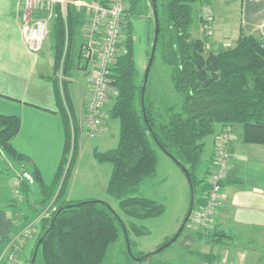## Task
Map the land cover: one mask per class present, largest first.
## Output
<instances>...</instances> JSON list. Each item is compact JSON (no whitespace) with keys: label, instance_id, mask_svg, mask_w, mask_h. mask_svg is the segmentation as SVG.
Wrapping results in <instances>:
<instances>
[{"label":"trees","instance_id":"1","mask_svg":"<svg viewBox=\"0 0 264 264\" xmlns=\"http://www.w3.org/2000/svg\"><path fill=\"white\" fill-rule=\"evenodd\" d=\"M97 1L107 3V0ZM201 1L157 0L160 32L156 49L162 45V59L173 69L175 90L184 96L180 108L169 107L163 115L154 102L148 103L145 93L143 109L130 20L120 45L121 54L111 67L114 93L110 97L109 113L110 119L119 123V143L116 148L106 151L95 149L94 156L100 163L112 164L108 194L118 199L121 210L135 221L154 218L163 212V206L156 200L133 195L157 172L159 160L155 145L183 172L184 169L189 171L194 186V205L197 206L206 202L211 188L212 169L198 174L207 138L215 135L218 127L222 130L231 127L236 139L240 134L245 143L264 145V37L241 33L233 47L217 51L213 47L212 51H206L211 35L204 31L203 39H195L190 31L193 5ZM137 3L138 0H129L128 14L133 13ZM81 10L76 5H69L66 22L58 13L53 24L55 73L61 71L64 77L71 78L74 68L85 61L81 48L80 51L75 48L74 41L84 23L85 10ZM59 81L57 75L55 94L65 125L66 143L53 184H45L32 159L14 147L13 139L21 129L19 117L0 115V150L19 166L29 168L28 173L34 177L43 201L55 198V210L43 220L35 244V247L39 244L37 258L40 257L41 264H103L111 244L121 233L127 236V225L107 202L63 200L77 160V138L81 127L73 114L70 82L62 79L61 89ZM0 176L12 177L4 171L1 162ZM31 188L27 180L22 182L20 189L26 202L32 195ZM52 220L54 225L49 229ZM131 226L138 236L146 234L135 222ZM209 230L204 231L209 234ZM12 238L11 234L1 242ZM203 257L213 262L206 255Z\"/></svg>","mask_w":264,"mask_h":264},{"label":"crops","instance_id":"2","mask_svg":"<svg viewBox=\"0 0 264 264\" xmlns=\"http://www.w3.org/2000/svg\"><path fill=\"white\" fill-rule=\"evenodd\" d=\"M240 1L238 36L232 40L229 38L230 33L220 36L224 27H228V23L224 26L221 24L215 29L220 33L221 39L212 38L207 45L216 46L214 48L234 46L241 33L264 37V0ZM143 3L146 5L147 1L143 0ZM55 11L59 13L58 5ZM199 11L200 28L196 29V37L192 35L195 39L204 38L201 7ZM49 14L45 8L29 9L26 0H0V115L17 116L21 119V129L13 139V145L20 153L32 159L40 170L44 183L51 186L66 143L65 125L55 94L57 74L53 24L57 17L49 21L48 35L43 48L37 53L30 50L23 31L26 21L47 18ZM82 76L87 81L79 92L80 99L76 101L72 86L76 84L79 88ZM69 82L73 114L81 126L91 90L90 67L85 61L84 69H77ZM221 130L218 127L217 133L207 138L203 160H209L210 170L216 137ZM118 143L119 123L116 120L107 121L95 137H90L82 129L79 131L77 160L64 201L104 199L95 192L74 195V190L78 188L86 191L89 185H99L100 182L108 185L113 166L98 162L94 151L113 149ZM90 147L93 159L89 160L88 165H84V153ZM230 149L232 160L223 181L222 203L216 210L210 227L215 233H220L225 241L224 244L220 242L213 245L217 249L215 255L218 253L222 257L226 256L230 264H257L264 260V145L245 143L238 134ZM9 181L10 179L0 176V249L3 244L1 240L13 233L15 225L13 210L8 207L11 197ZM189 239L190 235L187 240Z\"/></svg>","mask_w":264,"mask_h":264},{"label":"rangeland","instance_id":"3","mask_svg":"<svg viewBox=\"0 0 264 264\" xmlns=\"http://www.w3.org/2000/svg\"><path fill=\"white\" fill-rule=\"evenodd\" d=\"M80 1L90 2L92 0ZM146 1L147 3L145 5L143 0H138L137 7L133 13L130 15V13L128 14L127 12L123 24L124 33L122 37L124 38L127 23L130 20L133 27L135 60L138 72L137 80L140 85H142L144 81L146 68L152 54L156 36L155 16L152 3H149V0ZM204 1L206 0H202L201 4L197 2L193 5V23L190 31L194 37H196V29L200 28L199 10L201 7L202 16ZM207 3L210 4L212 13H214V22L212 24L213 32L209 40H212V38L221 39L219 37L220 33L215 29L221 24L224 26L225 23H228V27H226L229 30L224 27L223 33L220 36H225L230 33L229 38H231V40L233 37L235 38L238 36L241 1L208 0ZM65 5V11H63L62 5L60 4H58V9L60 13L59 15H61L66 22L68 6L75 4L66 3ZM81 11H83V9ZM84 13V23L78 30L79 32L74 39L76 44L75 48L78 50L82 47V41L86 40V34L90 25L89 21L91 16L87 15L88 13L86 11H84ZM201 22L203 30L207 31L203 26L202 17ZM83 35L85 36L83 37ZM212 48L213 47H209V44L206 45V51L210 52L212 51ZM218 49L219 48H214L213 50L217 51ZM77 69L83 70L84 62H81L79 66H76L72 74ZM172 71V67L167 65L162 59V45L159 44L155 50L153 63L148 77L146 97L148 103L150 101L152 103L154 102L158 111L163 115H165L164 113L169 107L175 106V108H180L184 99V96L175 90L172 81ZM57 75L61 79L60 87L62 89V79L69 80L70 77L61 78L60 75H63L61 71L58 72ZM79 81H81L79 88H77V85L74 83L72 86L73 95L76 101L80 99L79 92L83 89V84L87 79L85 76H82ZM111 103L110 100L109 105ZM178 103L180 104L176 105ZM81 128H83L82 125ZM154 147L157 151L159 160L157 172L153 177L146 179L133 195L144 196L156 200L163 206V212L161 215L138 221L129 218L121 210L119 200L108 195V185L106 186V182H100L99 185H89L86 191L78 188L74 190V195L82 192H95V194L104 198L95 200L107 202L112 209L120 214L127 225V236L125 237L124 233H121L120 238L115 243L111 244L103 264H230V260L226 256L222 257L218 253L215 255L217 249L213 245L219 243L217 242L218 239H221L222 244H224L225 241L223 236L217 235L212 228H209L210 233L208 234V232H205L202 228H198V226H195V228H188L187 224V229H185L183 235H181L178 240L158 253L148 258H143L162 246L168 238H173L186 218L191 203V189L185 173L170 156L156 145ZM90 159H93L91 147L84 153V165H88ZM208 161L207 158L202 160L199 170L200 174L198 175H202L208 169L210 164ZM0 162L4 171L12 176L9 181L12 195L8 201V207L13 210L15 216V225L12 233L13 238L2 244L0 257L7 249L8 245H10V242L13 244V240L21 241L22 249L18 253L17 264H32L34 256L33 251L36 250L35 244L40 235L41 224L43 220L49 218L55 210V198L53 197V199L46 202L43 201V196H41L40 189L34 180V177L28 173L29 168L23 165L19 166L18 163L1 150ZM25 174H28V176L31 177L32 182L27 176H25ZM24 180H27L32 186V195H30L27 202L20 189ZM15 182H18V188L15 186ZM196 207L197 205H194V208ZM132 222H135L138 227L143 228L146 231V234L138 236L132 229ZM188 235H190L189 240H187ZM128 242H131V245L128 244ZM133 255L135 256L133 257ZM204 255H206L207 258H211L213 262L211 263L205 260L203 257ZM35 264H41L40 257L37 258V255L35 258ZM257 264H264V260L257 262Z\"/></svg>","mask_w":264,"mask_h":264},{"label":"built area","instance_id":"4","mask_svg":"<svg viewBox=\"0 0 264 264\" xmlns=\"http://www.w3.org/2000/svg\"><path fill=\"white\" fill-rule=\"evenodd\" d=\"M208 0L203 2V26L212 35L214 13ZM27 7L45 8L50 12L47 18L28 20L23 26L24 38L33 53L41 51L48 35L49 21L58 16L55 11L58 4L65 11L66 3H73L79 9H84L90 15L89 28L81 47V55L90 67L91 90L87 97L85 117L81 128L90 137L98 135L99 131L110 120L109 103L114 93L111 86V67L121 54L120 45L123 42V24L128 12L129 0H108L103 4L97 0H26ZM60 77H64L60 75ZM81 127V126H80ZM236 140L231 127H225L216 139L213 157V168L210 173V191L206 202L193 209L187 222V227L198 226L208 230L213 223L216 210L223 199V181L232 160L229 151L230 143ZM28 179L31 177L25 174ZM32 182V180H31ZM18 188V182H15ZM19 190V189H18ZM17 240V239H16ZM10 242L0 257V264H17L18 253L22 249L21 241Z\"/></svg>","mask_w":264,"mask_h":264},{"label":"water","instance_id":"5","mask_svg":"<svg viewBox=\"0 0 264 264\" xmlns=\"http://www.w3.org/2000/svg\"><path fill=\"white\" fill-rule=\"evenodd\" d=\"M151 3H152V7H153L154 16H155V22H156V36H155V41H154V44H153L152 54H151L148 66L146 68V73H145V76H144V81H143L142 89H141V99H142L143 109L145 108L144 99H145V93H146L148 77H149V73H150V70H151L152 63H153V57L155 55V50H156V46H157V40H158V36H159V32H160L159 24H158V20L159 19H158V3H157V0H151ZM184 173H185L186 179H187V181H188V183L190 185V189H191V203H190V208L188 210L187 216L184 219L180 229L173 236V238L171 240H169L167 243H165L164 245H162L159 248L155 249L153 252L149 253L148 255H146L143 258H148V257L158 253L159 251L163 250L164 248L168 247L173 242H175L179 238V236L181 235V233L184 230V228L186 227V224H187V222H188V220L190 218V215H191V213H192V211L194 209L195 193H194V186H193L191 174L186 169H184ZM100 202H103V201H100ZM53 225H54V220L51 221L49 229H51L53 227ZM47 232L44 234V236L47 234ZM42 239L43 238H41L39 242H41ZM128 244H129V242H128ZM38 248H39V244L36 246V250L34 252V256H33V259H32V264H35V258H36V255H37Z\"/></svg>","mask_w":264,"mask_h":264}]
</instances>
